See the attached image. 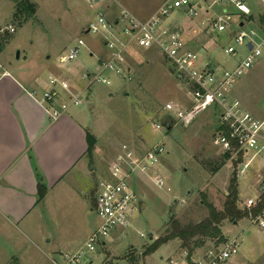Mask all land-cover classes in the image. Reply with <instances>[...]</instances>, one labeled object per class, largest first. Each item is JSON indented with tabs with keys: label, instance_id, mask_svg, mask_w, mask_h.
I'll return each instance as SVG.
<instances>
[{
	"label": "rangeland",
	"instance_id": "1",
	"mask_svg": "<svg viewBox=\"0 0 264 264\" xmlns=\"http://www.w3.org/2000/svg\"><path fill=\"white\" fill-rule=\"evenodd\" d=\"M12 1L0 0L2 58L6 57L12 65L31 64L41 76H47L50 72L48 68H39V60H42L70 84L73 83L80 89L87 88L83 97L86 102L89 98L88 106H73L72 109L84 111L85 124L93 132L91 134L98 137L92 156L88 157L90 165L94 167V173L89 176V187L97 180L99 184L104 175L109 174L115 155L122 145L133 147L138 152H144L161 142L166 146L162 162L156 168L161 171L153 170L147 176L131 178L132 187L140 198V212L136 213L133 223L123 232L107 239L106 246L87 254L86 263L171 264V258L178 261V264H186V259L182 258L185 250L180 248L178 240L146 254V249L164 234L162 230L171 218L176 217L183 224L198 223L206 218L208 209L202 202L205 195L210 203L222 210L229 182L233 177L237 179L242 201L261 196L264 152L253 159L247 173L240 178L237 177V172L243 159L237 156L238 153H231V159L218 172H213L223 162L226 152L214 144L219 119L212 107L201 112L189 126L175 125L173 122L171 130L156 129V122L163 120L169 123L171 120L163 110L167 102L180 108H185L190 103L189 85L177 75L157 46L144 48L134 44L129 48V80L106 72L112 81L108 86L100 82L91 83V77H83L96 71L97 59L101 62L106 58L103 37L86 33L91 22L100 16L116 22L123 10L146 19L159 9L164 0H32L37 5V12L26 22H19L24 21V15L18 20L15 16L12 19L11 13L15 8V2ZM257 4L258 0H250L256 17L262 11ZM176 15L174 13L171 18ZM201 17L193 21L186 19L185 27L189 37H196L194 39L197 41L193 48L212 45L208 57L210 56L211 61L216 60L222 68L236 63L234 58L224 52V47L234 44L236 27L231 28L228 33L213 36L212 41L206 37L198 38L201 34H194V30ZM12 23H15V33L7 30V26ZM257 23L254 20L248 24V28ZM81 40L86 43V47L82 48L74 65L71 63L59 68V56ZM18 52L20 58L17 56ZM240 52L244 54L246 48H240ZM27 55L34 57L30 63L24 62ZM48 56H51L50 59ZM202 59L205 60L204 55ZM236 94L246 108L263 116L264 56L240 78ZM253 155L254 152H250L245 161ZM161 178L162 185L158 181ZM86 199L88 208L85 209L88 211L86 214H79L78 223L83 221L87 233L73 237L71 248L75 250L84 244L82 238L88 235L91 228L95 229L101 224L99 216L91 210L92 204H96V185L93 193L88 191ZM258 206L259 202L251 210L244 208L247 217L238 224L229 221L222 224L226 238L224 243L235 239L240 243L238 254L225 264H264V228H261L257 219L264 217V207L255 215L254 210ZM47 217L50 218L48 215ZM4 226L3 223L0 226V264L60 263L62 256L58 253L59 234L63 239L72 234L66 230L58 232L59 234L53 233L49 225L43 230L26 229L22 225L17 229H7ZM46 231H49V235L45 237ZM217 244L223 242L207 241L204 248L189 254L187 262L191 264L206 251L216 248Z\"/></svg>",
	"mask_w": 264,
	"mask_h": 264
},
{
	"label": "built area",
	"instance_id": "2",
	"mask_svg": "<svg viewBox=\"0 0 264 264\" xmlns=\"http://www.w3.org/2000/svg\"><path fill=\"white\" fill-rule=\"evenodd\" d=\"M258 1L262 12L257 17L249 0H164L159 9L146 19L138 18L127 10H123L116 22L100 16L87 26L86 32L103 37L106 58L96 71L83 77H91V83L100 82L108 86L112 81L106 72L129 80V48L134 44L144 48L157 46L177 75L190 87V103L187 107H176L172 102L164 105V112L171 118L169 123L189 126L201 112L212 107L219 119L214 144L226 153H238L237 156L243 159L237 172L240 178L247 173L253 159L264 152V115H254L234 94L240 78L264 56V0ZM203 11L205 16L199 20L194 34L207 32L220 36L233 27L237 29L233 36L234 44L224 47L225 54L236 60L227 68L219 66L217 61L207 64L202 59L203 55L207 58L206 53L193 48L196 37H189L185 25L170 22L174 13H181L184 19L193 21ZM254 20L258 23L248 28V24ZM7 29L11 33L16 31L14 25H9ZM83 47H86L83 40L71 46L59 56L58 65L64 67L78 59ZM242 47L246 48L244 54L240 52ZM49 81L54 88L45 92L40 102L50 107L55 119L69 108L86 103L84 92L72 93L68 82L57 77H50ZM56 86L67 91L69 98L62 99ZM155 127L158 130L166 129L163 120L156 122ZM250 152H254V155L245 161ZM165 153L166 146L162 142L144 152L127 145L118 149L108 176L100 181L96 189L95 211L101 220L100 226L83 245L75 251L63 253L62 262L55 264H88L85 262L87 254L106 246L107 239L123 232L133 223L136 213L140 212V198L132 187L131 178H140L155 171ZM158 181L163 184L162 178ZM261 192L264 193V182ZM263 193L260 197L243 200L242 207L253 209L262 200ZM257 219L261 228H264V217ZM239 246L237 239L217 244L216 248L206 251L191 264H225L238 254ZM184 252L182 258L189 264V252ZM170 263L178 264V261L170 258Z\"/></svg>",
	"mask_w": 264,
	"mask_h": 264
},
{
	"label": "crops",
	"instance_id": "3",
	"mask_svg": "<svg viewBox=\"0 0 264 264\" xmlns=\"http://www.w3.org/2000/svg\"><path fill=\"white\" fill-rule=\"evenodd\" d=\"M257 7L260 8L259 1ZM175 14L176 17L171 18L170 22L186 26L184 16L181 13ZM14 15L15 8L11 13L12 19ZM201 16H205L204 11ZM202 37L212 41L213 35L202 32L198 38ZM194 41L197 42L196 39ZM211 47L208 44L199 47L206 53L207 64L216 62L208 57ZM3 54L0 52V226L3 223L6 228L17 229L22 225L26 229L43 230L49 225L52 228L50 230L57 234L66 230L72 234L67 239L59 234L62 239L58 238V253L62 255L75 251V248H71L73 237L87 233L83 221L78 223L79 214L83 215L88 211L85 209L88 208V191L93 193L95 185L96 189L98 185V180L92 187L88 183L90 174L94 173V167L88 159V135L93 132L84 122V111L71 107L55 119L50 107L40 102L43 94L54 88L49 83V78L57 77L69 82L65 77L50 68V65H45L42 60H39V68H48L50 72L47 76H41L31 64L12 65L6 57L2 58ZM33 58L27 55L24 62L30 63ZM75 61L71 63L74 65ZM99 65L97 59L95 69ZM58 67L60 68L59 65ZM70 83L72 93L87 89H80ZM55 89L61 93L62 99L69 98L70 94L61 87L56 86ZM234 94L237 96L236 89ZM87 102L85 105L88 106ZM157 170L161 171L160 168ZM40 185L47 190L42 200L39 196ZM91 210L96 213L93 204ZM97 228H91L82 241H86ZM48 235L49 231H46L45 237ZM50 241L51 239L48 240Z\"/></svg>",
	"mask_w": 264,
	"mask_h": 264
},
{
	"label": "trees",
	"instance_id": "4",
	"mask_svg": "<svg viewBox=\"0 0 264 264\" xmlns=\"http://www.w3.org/2000/svg\"><path fill=\"white\" fill-rule=\"evenodd\" d=\"M15 2V19L18 20L21 15L25 16L24 21L26 22L29 18L37 12V5L32 2V0H13ZM0 39V43H1ZM3 46L0 44V52H2ZM173 129V128H172ZM89 149L88 154L92 156L95 149L97 139L94 135H88ZM223 162L213 170V172H218L226 162L231 159L230 153H225L223 155ZM46 188L40 185L39 196L42 200L46 195ZM203 204L208 209V216L198 223L188 222V224H183L176 217L171 218L164 226V234L158 237L148 249H146V254H150L160 248L163 245L170 243L171 241L178 240L180 242V248L187 250L189 254L194 253L197 250L204 248L207 241H217V243H222L226 241L224 233L222 231V224L225 221L238 224L242 219L247 217L245 209L242 207V199L239 196L238 184L236 177L230 179L228 194L225 198L224 208L219 210L213 203L207 200L206 195L203 199ZM264 207V197L259 202V206L254 210V214H259Z\"/></svg>",
	"mask_w": 264,
	"mask_h": 264
},
{
	"label": "water",
	"instance_id": "5",
	"mask_svg": "<svg viewBox=\"0 0 264 264\" xmlns=\"http://www.w3.org/2000/svg\"><path fill=\"white\" fill-rule=\"evenodd\" d=\"M250 47L252 48V45L250 44ZM18 58H20V52H18ZM164 126L167 130H171L173 128V123H167V122H164ZM171 216H173V213H171Z\"/></svg>",
	"mask_w": 264,
	"mask_h": 264
}]
</instances>
